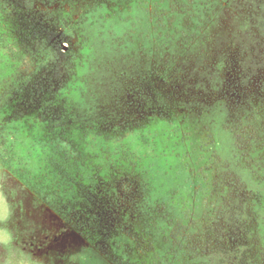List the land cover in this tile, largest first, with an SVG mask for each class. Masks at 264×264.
Here are the masks:
<instances>
[{
	"label": "trees",
	"instance_id": "16d2710c",
	"mask_svg": "<svg viewBox=\"0 0 264 264\" xmlns=\"http://www.w3.org/2000/svg\"><path fill=\"white\" fill-rule=\"evenodd\" d=\"M100 7L0 0V163L114 264H264V113L224 103L235 158L199 155L190 79L154 74L175 38L120 37ZM138 96L174 117L137 119Z\"/></svg>",
	"mask_w": 264,
	"mask_h": 264
},
{
	"label": "rangeland",
	"instance_id": "374dc122",
	"mask_svg": "<svg viewBox=\"0 0 264 264\" xmlns=\"http://www.w3.org/2000/svg\"><path fill=\"white\" fill-rule=\"evenodd\" d=\"M92 1L101 5L100 17L112 21V31L120 37L175 38L178 62L169 69L155 64L154 74L168 78L171 73L174 78L185 75L190 79L188 86L180 87L175 95L193 104V117L182 110L179 119L192 125L190 131H195L199 155L210 149L207 153L233 160L235 141L226 122L224 103L236 109L242 98L248 97L264 113V0H199L183 9L191 17L187 28L180 23L183 15L179 11L172 13L175 19L169 24L160 17L159 7L149 20L145 11L126 8L122 0ZM99 49L107 52L106 46ZM128 102L140 120L155 113L165 115L167 120L174 117V111L167 114L152 106L144 109L139 96L136 102ZM206 105L214 107L203 115ZM169 129L176 128L171 125ZM183 129L187 131L186 126ZM17 167L0 163V221L6 218L0 223L6 241L0 243V264H114L94 242L25 187Z\"/></svg>",
	"mask_w": 264,
	"mask_h": 264
},
{
	"label": "snow or ice",
	"instance_id": "6c2138e0",
	"mask_svg": "<svg viewBox=\"0 0 264 264\" xmlns=\"http://www.w3.org/2000/svg\"><path fill=\"white\" fill-rule=\"evenodd\" d=\"M122 2L126 8L131 6L145 11V14L149 20L151 19V16L155 14V10L159 7L161 9L160 17L163 18L165 22L169 24H172L173 20L175 19L172 13L179 11L183 15V19L180 21V23L184 28H187L189 26L191 17L188 16L186 13H183V9L186 6L195 5L199 2V0H122ZM149 27H151V23H149ZM124 31L127 32L128 30L125 29ZM0 55H2V53H0ZM2 69L3 65L0 64V70ZM2 121L3 117H0V122ZM0 155H2V153H0ZM5 222L6 218L5 221H0V223ZM0 243H6L2 230H0Z\"/></svg>",
	"mask_w": 264,
	"mask_h": 264
}]
</instances>
